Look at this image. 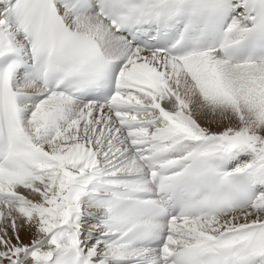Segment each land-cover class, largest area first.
Listing matches in <instances>:
<instances>
[{
    "label": "snow or ice",
    "instance_id": "snow-or-ice-1",
    "mask_svg": "<svg viewBox=\"0 0 264 264\" xmlns=\"http://www.w3.org/2000/svg\"><path fill=\"white\" fill-rule=\"evenodd\" d=\"M0 264H264V0H0Z\"/></svg>",
    "mask_w": 264,
    "mask_h": 264
}]
</instances>
